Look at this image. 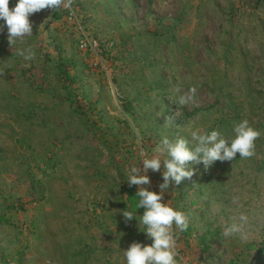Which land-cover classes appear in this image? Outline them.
I'll return each instance as SVG.
<instances>
[{
    "label": "rangeland",
    "instance_id": "1",
    "mask_svg": "<svg viewBox=\"0 0 264 264\" xmlns=\"http://www.w3.org/2000/svg\"><path fill=\"white\" fill-rule=\"evenodd\" d=\"M29 21L11 47L0 20V264H123L151 243L121 214L128 168L193 123L228 135L234 115L260 129L254 156L189 162L162 202L189 218L178 264H264V0H70ZM29 47L34 60L16 54ZM239 214L246 242L222 235Z\"/></svg>",
    "mask_w": 264,
    "mask_h": 264
},
{
    "label": "clouds",
    "instance_id": "2",
    "mask_svg": "<svg viewBox=\"0 0 264 264\" xmlns=\"http://www.w3.org/2000/svg\"><path fill=\"white\" fill-rule=\"evenodd\" d=\"M61 7L69 8L70 0H16L9 8V0H0V20L7 28L9 44L16 45L24 38L31 36L32 26L29 16L45 8L57 10ZM16 54L25 61L35 59L32 48H17ZM179 92V89H176ZM196 87L189 88L188 94L177 97L176 103L184 105L195 97ZM187 136L170 137L162 135L151 154L140 153L137 164L127 170V182L137 186L136 205L134 210H121L125 221L135 218L139 229L151 239L150 244L133 241L123 250V264H178L175 249L177 232L182 233L189 227L188 215L164 199L165 190L170 184L179 185L185 179H191L195 170L191 164H202L207 170L216 161L232 160L237 157L251 158L255 154V142L261 132L254 128L247 119L234 121L231 132L225 135L219 128L203 127L195 123L188 125ZM161 172L163 182L159 191H151L143 185L150 183L147 172ZM232 203L240 206L239 198L233 197ZM142 207L143 214L135 215V209ZM138 217V219H137ZM249 220L245 214L233 215L223 228L224 238H236L241 242L248 239ZM142 226V227H141Z\"/></svg>",
    "mask_w": 264,
    "mask_h": 264
},
{
    "label": "trees",
    "instance_id": "3",
    "mask_svg": "<svg viewBox=\"0 0 264 264\" xmlns=\"http://www.w3.org/2000/svg\"><path fill=\"white\" fill-rule=\"evenodd\" d=\"M234 109H236V108H234ZM229 117H230V118H228L229 119V122H230L229 124H231V127H232L233 122L234 121H237V119H235L236 115H234V117L233 116H229ZM258 125H261V123H258ZM256 129L260 130L258 127ZM228 131L231 132V129H229ZM123 190H125V192L127 193L126 199L128 201V205L125 204V202H123L124 206L125 207H128V208H131L132 210H134L135 205H136V201H137V197L135 196L136 191L133 190V189H128V187H125V189H123ZM143 210L144 209L142 207L137 208V209H135V213L136 212H139L140 215H142L143 214Z\"/></svg>",
    "mask_w": 264,
    "mask_h": 264
},
{
    "label": "crops",
    "instance_id": "4",
    "mask_svg": "<svg viewBox=\"0 0 264 264\" xmlns=\"http://www.w3.org/2000/svg\"><path fill=\"white\" fill-rule=\"evenodd\" d=\"M231 264H248V260L245 261V259H235L231 261Z\"/></svg>",
    "mask_w": 264,
    "mask_h": 264
},
{
    "label": "built area",
    "instance_id": "5",
    "mask_svg": "<svg viewBox=\"0 0 264 264\" xmlns=\"http://www.w3.org/2000/svg\"><path fill=\"white\" fill-rule=\"evenodd\" d=\"M81 46L83 47V46H84V44H81Z\"/></svg>",
    "mask_w": 264,
    "mask_h": 264
}]
</instances>
